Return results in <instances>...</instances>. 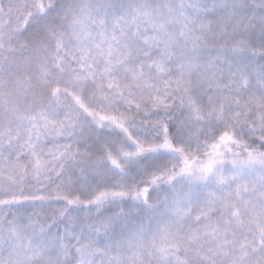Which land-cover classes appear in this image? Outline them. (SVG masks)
Listing matches in <instances>:
<instances>
[{"label":"snow or ice","instance_id":"snow-or-ice-1","mask_svg":"<svg viewBox=\"0 0 264 264\" xmlns=\"http://www.w3.org/2000/svg\"><path fill=\"white\" fill-rule=\"evenodd\" d=\"M0 264H264V0H0Z\"/></svg>","mask_w":264,"mask_h":264}]
</instances>
